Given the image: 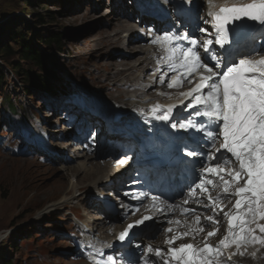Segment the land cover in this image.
<instances>
[{
	"label": "rangeland",
	"instance_id": "obj_1",
	"mask_svg": "<svg viewBox=\"0 0 264 264\" xmlns=\"http://www.w3.org/2000/svg\"><path fill=\"white\" fill-rule=\"evenodd\" d=\"M152 1L158 0H0V51L6 43L17 50L18 46L10 43L7 31L20 28L37 45L36 48L47 65V71L36 69L35 66L22 63L17 55L8 58L6 64L5 56L2 57L0 53V63L6 74V81L0 86V110L3 109L1 95L6 92H9L13 100L16 97L15 105L18 109L8 113L17 124H10L11 118L7 114L0 116V264L5 260L13 261L12 264H80L78 260L71 258L73 252L69 231L74 226L75 214L87 219L81 215L90 206L84 209L79 201L92 199L95 191L87 189L81 193L75 190L72 193L75 200H70L67 206H54L66 196H58V186L68 184V190L77 187L78 180L83 177L76 178L70 171H77L79 162L89 161L79 160L71 166H65L63 162L55 164L39 161L38 157H44V154L38 147L42 149L41 144L46 145L51 156L69 154L62 142L51 143L53 146L50 144V140L57 137L60 128L57 126L51 135L50 127L57 122L51 113L61 111L55 105L65 107L66 112H80L77 115L84 120H89L91 115H97L99 111L103 115L113 103H117L107 100L110 104H106V86H112L110 89L115 93L121 90L118 87L115 89L116 84L111 85V75L120 71L115 78L121 80V83L126 81L127 85L137 87L143 84V88L147 89L148 84L142 79L145 67L141 63L145 55L140 49L138 51L133 46H127L128 39L125 38L127 29L137 23L128 22L124 17L131 13L133 5H137V13L142 14L146 5ZM37 15L46 18V23L38 22ZM132 31L130 30L131 33ZM58 32L63 34L62 49L56 44L47 46L43 43L44 38ZM133 49L138 52L125 58L124 54H130ZM124 58L133 65L141 63L142 66L135 68V71L127 70L121 66L125 62ZM109 62H116L118 66L109 71L106 69ZM19 64L24 70L49 77L52 84L67 95V99H60L58 103L54 98L49 99L46 93L31 85L28 80L19 82L20 77L11 68ZM25 88L30 91L26 92ZM122 90L125 94V89ZM128 95L132 99L137 98L132 90L128 91ZM151 96H154L153 92ZM129 97L123 96L121 100ZM141 98L143 97L138 100ZM80 99L86 101L83 106L88 108L87 112L77 108L79 105L76 102ZM89 99L97 105L89 104ZM146 100L144 97L143 101ZM57 118L61 119L59 116ZM94 123L99 124V119ZM61 127L65 129L66 122ZM65 131H69V128ZM29 146L35 149L30 147V152L25 154L24 150ZM90 181L91 179L83 184ZM228 205L230 206V202ZM94 216L96 214L92 215ZM15 245L19 250H16ZM257 250L263 251L264 243H260ZM223 264L238 263L233 259L230 263Z\"/></svg>",
	"mask_w": 264,
	"mask_h": 264
},
{
	"label": "snow or ice",
	"instance_id": "obj_2",
	"mask_svg": "<svg viewBox=\"0 0 264 264\" xmlns=\"http://www.w3.org/2000/svg\"><path fill=\"white\" fill-rule=\"evenodd\" d=\"M209 15L215 20L212 39L202 40L192 31L186 34L165 32L162 37V42L171 46L169 58L179 59V68L184 69L180 79L168 83L169 88L182 82L191 83L194 73L201 69L207 73L200 76L195 87L181 93L190 98L182 108L186 116L177 118L176 106L162 110L156 105L151 113L155 120L164 122L168 128L177 132L183 130L187 133L186 139L196 145L189 147L185 144L181 149L182 156L194 158L193 163L200 165L198 170L194 169L196 179L182 193L183 213L194 214L200 206L212 211V215L203 216L207 225L201 223L202 215L196 214L194 222L198 227L186 225L187 230L170 236L166 243L173 245L175 241L189 236L195 239L210 224L219 225L221 213L227 221L226 234L213 245L208 239L215 236L219 229L208 231L202 247L181 243L179 247L153 249L149 245L142 247L135 244L132 246L141 254L135 260H126V264H156L155 258H160L161 264H170L171 260H175L176 264H217L215 258L225 247L234 245L239 250L247 243H264V235L255 234L256 229L251 227L256 221L264 220V57L250 59L259 50L241 52L238 43L244 35L246 20L264 25V0L243 6L222 7L219 12ZM195 31L209 33L208 28L199 26ZM155 42H161L160 38ZM237 56L242 58L237 59ZM170 67L176 70L175 64ZM160 82H166L164 76L160 77ZM220 138L219 147H215ZM202 141L215 148V153L202 149ZM126 159L127 156L120 162ZM229 163L232 167L226 169L225 165ZM214 178H218L215 185ZM209 186L222 188L225 199L235 197L230 210H223L218 204L221 197H213ZM202 197L206 198V202ZM152 199L155 201L160 197L153 196ZM190 199L194 207L189 206ZM156 221V216L144 215L127 225L118 239L130 243L138 230L147 232ZM172 223V220L167 221L169 225ZM175 223L179 225L182 221L176 220ZM256 228L264 234V224L257 223ZM166 230L173 232L172 227ZM112 247L109 245V248ZM145 248L149 254L147 257L143 254ZM162 253H166L167 258ZM109 261L113 258L109 257L104 264H109ZM97 264L101 262L97 261Z\"/></svg>",
	"mask_w": 264,
	"mask_h": 264
},
{
	"label": "bare ground",
	"instance_id": "obj_3",
	"mask_svg": "<svg viewBox=\"0 0 264 264\" xmlns=\"http://www.w3.org/2000/svg\"><path fill=\"white\" fill-rule=\"evenodd\" d=\"M224 1L225 2H230L231 0H224ZM194 2L197 3V0H194ZM217 2H221V1L219 0ZM210 7H212V6H210ZM179 11L180 12H184V10H182L180 7H179ZM164 18L166 20H169L168 23H170L171 21H173L175 19V17L169 16V14L166 15ZM145 38H146V36H145ZM121 40L123 41V39H121ZM126 42H127V46H133L137 50L140 48V44L139 43H135L133 41V38L132 39L130 38V40L128 39ZM112 51H115V50H112ZM138 51H135V49H133V51L130 54H127V55L124 54V53L123 54L126 56L125 58L132 57ZM123 54H122V56H123ZM110 56H112V55H110ZM125 58L123 60L125 62H123L121 66H123L127 70H132V69L134 70L135 68L137 69V68H139V66L143 65V64L141 65L142 62L138 66L135 65V64L133 65V64L130 63V61H126ZM116 66H118L116 62L115 63L114 62H109V63L106 64V69L111 71L112 69H115ZM119 73H120V71H119ZM119 73L117 72V73L111 75V77L109 79V82L111 83V85L116 84L115 89L117 87L121 88V90L125 89V94H123L124 93V92H122L123 90L122 91L118 90V93L112 92L111 89H110V87H112V86H108V87L106 86V90L107 91L104 93V98L106 100L120 101V104H118V103H117V105L112 104L110 106V108L107 109V110L110 111V115H109V118H108L109 120L106 121L105 118H104V121H105V124H108V122H109V125H108L109 126V130H112L114 125L117 126L114 129L115 130H119L118 132H110L108 134H113V135L118 134V135H116V138H118V140H120V141H130V138H129L130 135L137 134L140 130L147 129L149 127V122L146 120V118L150 114L151 109L154 106L159 105V104H158V102H155L157 100L153 96H151L148 93V91H146L145 89H143L141 87L134 86L133 84H132L133 86L127 85L125 83L126 81L121 83V80H119L118 78H115L116 76H119ZM128 73L130 74V71ZM131 73H134V72H131ZM157 83L166 86V82L161 83L160 79L157 80ZM190 89L191 88H189V87L188 88H183L181 93H187ZM129 90H132V92L135 94V96L137 98L132 99L131 97H129V95H128V91ZM168 90H170V92H171L168 95V98L170 100L169 102L172 103L173 102L172 101L173 95H175L177 93H175V91H173L170 88H168ZM149 92H152L151 89H149ZM181 93L179 94V96H182ZM155 94H156V92H155ZM123 96H127V98L129 97V99L121 100V99H123ZM138 97H143V98L146 97V98H148V100L144 101V102H148V103H147L146 106L144 105L145 107L143 106V107H141L140 109L137 110V108H136L137 107L136 99H138ZM182 98L183 99H187L188 97L182 96ZM49 99H51V98L49 97ZM166 103L167 102H165V104ZM81 108H83V107L81 106ZM93 117H96V116H93ZM94 124H97V123H94ZM120 130L125 131L126 132V136L122 137V134H121ZM205 144H206V142L202 146L204 147ZM66 146H68V144H66ZM119 150L120 149L115 144V141L112 140L109 148H105L102 151V155L106 159H108V158H111V157L115 156L116 153H118ZM79 156H81V155H79ZM85 159H88L89 162H87V163L84 162V161L79 162L77 167H76V170L78 172L75 171V170H71L70 171L71 174L74 175V177H76V178L77 177H83L82 180H78V182H79L78 186L77 187L75 186V187H73V189H70V190L67 189L68 188L67 187L68 184L67 185L66 184H62V185L58 186V190H57L59 192L58 196H61V197L65 196V195L66 196L59 203H57L54 207H58V205H60V204H63L64 206H67L68 203L70 202V200L75 198V197H72V195H73L72 193L75 190H79V192L81 191V193H82V192H85L87 189H91V191H93V192L95 191V195H98L99 193L103 194V193H105L107 191L106 190V183L109 180H111V177H112L108 173L107 167L103 166L100 163V161H98L99 163L97 162V164L94 163V165H93V163H92L93 161H90V159L88 157L85 158ZM54 162H55V164H59V163L63 162V164H65V166H71L72 165V163L68 164L67 160H65V159L64 160H60L58 157H54ZM193 165H194V163L190 164V166H191L190 173L193 172V170H194ZM70 172H69V174H70ZM130 173H132V172H129V171L124 172V169H121L119 176H123V177L122 178H117L116 181L119 184H121V185H125V183H135V182L138 181V179H140V181H141V179H142V174L141 173H137L136 175L132 174L130 176H126V174H130ZM69 174H67V175H69ZM89 179H91L90 182H86L85 184H83L85 181H88ZM89 201H90V199H87L84 202V199H83V200H80L79 202H81L85 207H88L90 204H93V202H89ZM81 203H78V204H81ZM109 205L113 206V205H115V203L114 202H109ZM223 205H225V204H223ZM85 212H86V214L83 215V216L88 217L89 218L88 221H90V222L92 221L93 223H97V222H99L102 219V217H100V216L92 217V215L94 214V211L91 210V209L86 210ZM257 223L264 224V220L261 221V222H257ZM261 235H264V234H261ZM166 237L167 236L163 232V234L161 235L160 241H162ZM86 243H88V242H86ZM246 247H250L248 252L251 255L250 254L245 255V254H240L239 252H234V258H235V260H236V262L238 264H246V262H250V263L258 262L257 264L264 263V250L263 251L262 250H257V247L255 248L254 244L250 245V246L246 245ZM233 248L236 249L235 247H233ZM226 249L230 250L229 247H226L225 250ZM101 252H103V250H100V253ZM242 252L244 253V250ZM253 253L256 254V257H254ZM162 255L165 256V253H162ZM220 257L217 258V260H220ZM170 264H173V263L170 261Z\"/></svg>",
	"mask_w": 264,
	"mask_h": 264
},
{
	"label": "trees",
	"instance_id": "obj_4",
	"mask_svg": "<svg viewBox=\"0 0 264 264\" xmlns=\"http://www.w3.org/2000/svg\"><path fill=\"white\" fill-rule=\"evenodd\" d=\"M39 6L36 5L35 8ZM38 16V22L46 23V18ZM49 20H51L49 18ZM21 28L23 26H20ZM9 32V38L10 43H14L18 46L17 50L15 48L11 47L6 43L3 48L1 49L0 53L5 56L6 64H8V58H11L14 55H17L20 58V61L24 64H29L30 66H35L36 69H41L44 71H47L46 69V62L44 60V57L41 53L38 52V49L36 48L37 45L34 44V42L28 38V34L23 32L20 28L11 29ZM62 35L61 33H57L54 35H51L49 38H44L43 43L47 46H50L52 44H56V46L59 47V49H62ZM62 51V50H60ZM10 66V65H9ZM11 67V66H10ZM3 64L0 63V86L5 82L6 80V74L3 70ZM12 70L16 73V75L20 78H18L21 82L23 79H26L29 81V83L33 86H36V88L46 92L51 93L53 95H57L59 93V88L56 85H53L50 81L49 77L42 76L41 74L35 73L34 71L23 69L22 65H18L17 67H11ZM26 92H29V88H25ZM4 103V111H10L14 112L15 106L14 102L12 101V97L9 96L7 93L3 99ZM1 138V136H0ZM2 197V196H0ZM31 239V237L29 238ZM34 240H36L34 238ZM16 250H19V247L17 245L14 246ZM13 261L5 260L3 264H12Z\"/></svg>",
	"mask_w": 264,
	"mask_h": 264
}]
</instances>
